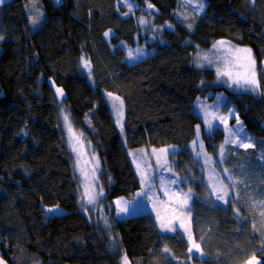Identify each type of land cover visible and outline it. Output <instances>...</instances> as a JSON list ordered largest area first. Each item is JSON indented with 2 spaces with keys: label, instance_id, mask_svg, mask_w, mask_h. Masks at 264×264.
Masks as SVG:
<instances>
[{
  "label": "trees",
  "instance_id": "obj_1",
  "mask_svg": "<svg viewBox=\"0 0 264 264\" xmlns=\"http://www.w3.org/2000/svg\"><path fill=\"white\" fill-rule=\"evenodd\" d=\"M29 1L0 10V257L8 264H248L253 257L264 264V142L242 150L221 129L207 134L196 106L222 92L226 110L236 108L249 133L264 140V0H206L193 32L178 17L182 0H136L158 10L155 27L173 29L161 32L155 55L134 65L120 45L136 48L141 27L137 16L122 15L118 0H41L47 18L36 30ZM221 41L253 49L257 90L220 85L215 69L200 66L202 53ZM106 92L124 100L130 149L181 147L174 167L194 193L197 252L151 215L117 219L115 201L132 199L142 184ZM62 109L100 159L105 221L83 212ZM200 127L208 152L224 162L227 206L217 203L190 149ZM54 206L66 213L49 217L46 207Z\"/></svg>",
  "mask_w": 264,
  "mask_h": 264
},
{
  "label": "rangeland",
  "instance_id": "obj_2",
  "mask_svg": "<svg viewBox=\"0 0 264 264\" xmlns=\"http://www.w3.org/2000/svg\"><path fill=\"white\" fill-rule=\"evenodd\" d=\"M118 5L124 11L122 13L124 17L137 16L141 27L140 34L137 36L136 48H131L125 43L120 45L126 53L127 63L134 65L155 55L161 32L166 29L172 30V25L168 24L160 29L155 27V16L158 10L149 2L145 1L144 6H141L136 0H118ZM207 6L208 1L206 0H182L183 9L177 14L187 29L193 32L198 23L196 18L204 14ZM42 7L41 0H32L26 4L32 25L36 27H33V30L42 24L45 16L47 18L46 11L44 12ZM112 37L113 32L106 34L108 42ZM202 65L216 70L220 85L251 91L257 90L260 85L259 63L256 61L253 49L249 47L221 41L209 52L202 53L200 66ZM89 80L94 86L92 75H89ZM52 85L58 100L62 101L65 93L53 82ZM105 96L142 184L141 191L136 193L132 199L120 198L115 201L117 219L125 220L151 215L162 232L180 233L189 243L191 253L197 252L198 243L194 233V216L191 211L194 204V193L183 187L185 179L174 167L176 164L174 156L182 150L181 147L149 146L130 149L125 133L124 100L112 93L106 92ZM226 102L227 97L222 92L210 93L205 98L197 100V113L202 119L205 132L213 135L221 129L226 134L227 144L242 150L255 148L257 144L264 142L263 139H256L249 133L245 123L239 118L236 108L226 110ZM60 124L72 154L73 167L80 186L81 204L84 207L83 212L92 221L93 217L96 221H105L102 209L105 190L100 184L101 163L98 154L88 137L75 128L64 109L61 110ZM190 149L196 160L203 164L207 185L215 195L217 203L227 206L231 201V194L219 168L221 165L223 167L224 162L222 159L219 162L214 155L208 152L201 127ZM258 159L264 164V152L258 155ZM46 211L49 217L66 213L60 206L46 207ZM105 224L104 227L107 228L108 223L105 222ZM248 264H261V261L253 257Z\"/></svg>",
  "mask_w": 264,
  "mask_h": 264
},
{
  "label": "water",
  "instance_id": "obj_3",
  "mask_svg": "<svg viewBox=\"0 0 264 264\" xmlns=\"http://www.w3.org/2000/svg\"><path fill=\"white\" fill-rule=\"evenodd\" d=\"M13 0H0V10L10 5ZM0 264H8L5 260L0 257Z\"/></svg>",
  "mask_w": 264,
  "mask_h": 264
}]
</instances>
